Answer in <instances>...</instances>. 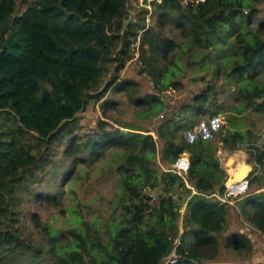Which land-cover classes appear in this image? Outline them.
<instances>
[{"label": "trees", "instance_id": "obj_1", "mask_svg": "<svg viewBox=\"0 0 264 264\" xmlns=\"http://www.w3.org/2000/svg\"><path fill=\"white\" fill-rule=\"evenodd\" d=\"M259 1L152 0V14L160 27L154 29L146 27L145 7L139 21L133 19L129 0H0V264H207L216 257L229 206L213 195L224 191L227 174L211 135L177 143L176 132L182 126L166 120L157 127L156 134L165 140L161 153L165 163L173 164L180 154L188 153L190 167L183 178L156 168L157 141L150 133L130 126L109 130L99 122L97 131L82 142L72 129L77 114L91 100L102 99L109 87L126 91L134 86L131 79H119V73L133 57L132 44L138 35L143 71L157 84L166 85L178 71L170 56L179 44L163 33L164 26L199 49L215 51L214 57L205 55L201 62L218 61L216 73L223 69L229 78L237 79L236 97L241 104L236 111L250 107L263 112L264 20L250 28ZM167 61H172L171 67ZM105 76L109 79L102 88ZM206 96L205 91L196 95L191 111L201 110ZM132 101L153 112L161 107L156 94ZM100 105L105 111L114 103L104 99ZM235 126L218 141L228 150L247 144L261 166L264 149L249 142L248 131ZM64 140L63 155L70 162L61 173V186L74 167L85 162L80 153L89 149L91 157L98 159L107 149L120 150L123 162L118 167L117 194L122 217L110 224L107 242L98 226L85 223L58 234L51 231L45 251L5 227L6 198L31 176L50 144ZM252 174L249 184L256 179ZM161 183L166 192L183 189V214L172 194L160 196L156 203L143 194L145 187L153 189ZM261 188L264 182L242 197L239 205L245 219L264 235ZM36 197L55 205L60 200L59 194L37 193ZM175 238H179L176 246ZM224 246L236 252L252 250L250 238L239 231L230 232ZM173 251L175 257L168 259Z\"/></svg>", "mask_w": 264, "mask_h": 264}, {"label": "rangeland", "instance_id": "obj_2", "mask_svg": "<svg viewBox=\"0 0 264 264\" xmlns=\"http://www.w3.org/2000/svg\"><path fill=\"white\" fill-rule=\"evenodd\" d=\"M141 2L143 3L144 0H129L128 3L129 11L135 21H139L138 14L144 8ZM256 8L257 14L250 23V28L254 29L259 21L264 20V0L257 2ZM248 11L246 9V12ZM154 16L153 13L149 27L160 29L155 23ZM163 33L179 44L170 56L175 61L173 67L178 71L172 75L166 85L157 84L151 75L143 71L144 64L133 56L120 71L119 79H131L135 82L134 86L126 91H115L112 85L102 99L91 100L77 114L72 129L73 134L81 137L80 141L83 142L97 131L99 122H103L104 128L109 130L115 128L127 130L125 126L140 129L138 131L142 133L152 134L157 141L156 168L159 171H168L172 164L165 163L161 158L165 140L159 138L156 129L166 120H172L174 124L183 127L176 132L177 143L184 139L191 140L198 136L211 135V143L218 144L217 156L224 168H227L226 164L230 166L227 169H231L236 158H239V162H248L252 169L249 176L256 170L255 174H252L256 179L249 184L247 194L257 189L264 182V161L260 167H256L254 156L251 155L253 150L247 144H241L235 150H228L218 140L221 134L236 125L237 129L248 131L247 134L251 139L249 142H254L264 149V111L256 112L250 107L245 108L241 113L236 111L241 104L236 97L239 87L237 79L229 78L223 69L216 73L214 64L218 61L211 64H208V60L201 62L205 55L214 57L215 51L193 46L185 38L180 37L178 31L172 27L164 26ZM262 33L264 37V29ZM171 62L167 61L165 64L171 67ZM108 79L109 76H105L102 88ZM203 91L207 94L203 108L197 112L191 111L190 106L196 104L193 102L194 97ZM152 94H156L161 100V107L157 112L137 106L132 101L135 97ZM104 99L112 100L114 106L103 111L100 104ZM184 126L192 127L184 128ZM65 140L62 144L51 143L40 166L32 169L31 176L22 181L21 185H17L14 192L6 198L5 227L15 229L28 244L40 246L45 251L49 247L47 238L51 231L58 234L66 232L75 225L84 227L85 223L98 226L103 242H107L111 234L110 224L122 217L121 201L117 194L120 177L118 167L123 162L120 150L107 149L98 159L91 157L89 149L80 153V156L85 158V162L76 165L61 186V173L68 169L70 162L63 155ZM30 142L32 143L33 140L30 139ZM225 152H232L238 156L229 154L226 157ZM185 153L188 155L187 152ZM230 175L237 180L232 173ZM37 193L59 194L60 200L55 205L36 197ZM143 194L151 198V203H156L160 196L172 194L181 204V214L184 213L185 203H182V200L185 195L182 188L177 190L174 188L166 192L164 184L161 183L153 189L145 187ZM239 201L240 198L232 205H228L226 229L218 235V253L207 264H259L264 261V235L245 219ZM178 224L182 230L181 218ZM232 231H239L250 238L252 242L250 252H236L224 246L226 236Z\"/></svg>", "mask_w": 264, "mask_h": 264}, {"label": "built area", "instance_id": "obj_3", "mask_svg": "<svg viewBox=\"0 0 264 264\" xmlns=\"http://www.w3.org/2000/svg\"><path fill=\"white\" fill-rule=\"evenodd\" d=\"M150 1L152 0H147V2H141V5L145 8H147V12L145 14V22H146V27L149 26V21L152 16V7L150 5ZM133 46V56L135 59H138L139 57V35L137 36L136 41L132 44ZM256 167H260L258 164L255 163ZM190 167V160L188 155L186 153L180 154L174 163L172 164V167L169 169V171L178 174L181 177H185V174L188 172V169ZM255 171H253V174H255ZM250 173L246 174L245 176L237 179V180H231L227 181L225 183V188L224 191L220 194H213L218 201L221 204H227V205H232L234 201L238 200L239 198L244 197L247 195V191L249 188V176ZM173 244L176 246L179 244V238H175L173 240ZM175 257L174 251L168 256V259H172ZM173 261V260H172ZM259 264H264V261L259 263Z\"/></svg>", "mask_w": 264, "mask_h": 264}, {"label": "bare ground", "instance_id": "obj_4", "mask_svg": "<svg viewBox=\"0 0 264 264\" xmlns=\"http://www.w3.org/2000/svg\"><path fill=\"white\" fill-rule=\"evenodd\" d=\"M232 155H234L236 157L238 156L235 153H233ZM231 158H233V156ZM248 170H249V167L243 162H238V163H235V164L233 163V165H232V167L230 169V171H231V173H232V175L234 176L235 179L241 178Z\"/></svg>", "mask_w": 264, "mask_h": 264}, {"label": "crops", "instance_id": "obj_5", "mask_svg": "<svg viewBox=\"0 0 264 264\" xmlns=\"http://www.w3.org/2000/svg\"><path fill=\"white\" fill-rule=\"evenodd\" d=\"M229 154H232V152H225V156L226 157H228V155ZM219 158V157H218ZM239 158H236V160H235V162L234 163H238L239 162V160H238ZM220 160V159H219ZM227 160V159H226ZM224 161V160H223ZM244 163L249 167V170L243 175V176H245L246 174H248V173H250L251 171H252V169H251V166L249 165V163L248 162H246V161H244ZM225 166L227 167V168H230V166H227L226 164H225ZM227 168H224L225 169V171H226V174H227V176H226V178H225V181H224V185H225V183L227 182V181H231V180H233L232 179V176L230 175L231 173L229 172L230 171V169H227ZM242 176V177H243ZM190 187V186H189ZM258 191V190H257ZM249 194V193H248ZM247 194V195H248ZM241 199V198H240Z\"/></svg>", "mask_w": 264, "mask_h": 264}, {"label": "water", "instance_id": "obj_6", "mask_svg": "<svg viewBox=\"0 0 264 264\" xmlns=\"http://www.w3.org/2000/svg\"><path fill=\"white\" fill-rule=\"evenodd\" d=\"M129 21V20H128ZM127 23V22H126Z\"/></svg>", "mask_w": 264, "mask_h": 264}]
</instances>
